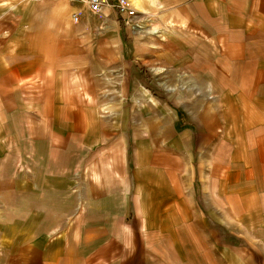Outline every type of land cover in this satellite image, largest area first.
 <instances>
[{
    "label": "crops",
    "instance_id": "crops-1",
    "mask_svg": "<svg viewBox=\"0 0 264 264\" xmlns=\"http://www.w3.org/2000/svg\"><path fill=\"white\" fill-rule=\"evenodd\" d=\"M128 2L0 0V264H264V0Z\"/></svg>",
    "mask_w": 264,
    "mask_h": 264
},
{
    "label": "built area",
    "instance_id": "built-area-1",
    "mask_svg": "<svg viewBox=\"0 0 264 264\" xmlns=\"http://www.w3.org/2000/svg\"><path fill=\"white\" fill-rule=\"evenodd\" d=\"M73 2H79L87 6L91 14L101 17L104 8L118 10L124 15H131L130 5L127 0H70ZM78 18L75 16L74 21Z\"/></svg>",
    "mask_w": 264,
    "mask_h": 264
},
{
    "label": "rangeland",
    "instance_id": "rangeland-1",
    "mask_svg": "<svg viewBox=\"0 0 264 264\" xmlns=\"http://www.w3.org/2000/svg\"><path fill=\"white\" fill-rule=\"evenodd\" d=\"M67 2H69V3H73V1H70V0H66ZM127 1H129V0H127ZM74 3H79V2H74ZM81 5H84V4H82V3H80ZM129 5H130V3H129ZM110 10H112V11H117L119 14H121V15H119V16H121L122 17V22H121V25L123 24L124 25V23L125 24H127L129 21H128V19H124L123 17L125 16L124 14H122V13H120L118 10H113V9H110ZM97 18V20H101V18L103 17V16H101V17H98V16H96ZM92 19H94V18H92ZM91 19V20H92ZM93 22L91 21V24H92ZM91 24H89V25H91ZM74 27L76 26V25H73ZM93 28H95V26H93ZM94 38V37H93ZM90 44L92 45V47H94V40H90ZM143 57H141V59H142ZM141 61H139L138 60V66L141 64L140 63ZM138 68H140V72H141V81H142V83H144L145 82V85H147V87H149V90H151V92H153V93H156L155 92V90H156V85L154 84V83H150V82H148V81H146V75H147V72H146V69L144 68V66H142V65H140V67H138ZM153 69V68H152ZM153 72H154V70H153ZM145 80V81H144ZM165 85V84H164ZM168 86H170V85H172V86H174L175 84H167ZM152 88H151V87ZM171 86V87H172ZM165 87H167L166 85H165Z\"/></svg>",
    "mask_w": 264,
    "mask_h": 264
},
{
    "label": "bare ground",
    "instance_id": "bare-ground-1",
    "mask_svg": "<svg viewBox=\"0 0 264 264\" xmlns=\"http://www.w3.org/2000/svg\"><path fill=\"white\" fill-rule=\"evenodd\" d=\"M147 20V19H146ZM150 21V20H149ZM149 21H148V24H149ZM147 23V22H146ZM136 25H138V24H136ZM141 26V25H140ZM145 26H147V24L145 25ZM143 28V27H142ZM149 28V27H148ZM145 29V28H144ZM157 30V29H156ZM145 31V30H144ZM153 31H155V30H153ZM149 33L151 32V30L150 31H148ZM157 32V31H156ZM158 69V68H157ZM154 70V69H153ZM161 70V69H160ZM163 71V70H162ZM161 71V72H162ZM159 72V71H158ZM157 73V72H156ZM160 73V72H159ZM158 74V73H157Z\"/></svg>",
    "mask_w": 264,
    "mask_h": 264
}]
</instances>
